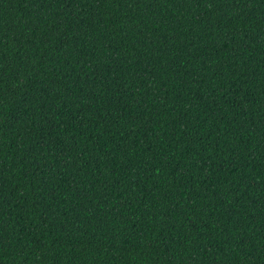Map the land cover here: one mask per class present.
<instances>
[{"label":"trees","instance_id":"obj_1","mask_svg":"<svg viewBox=\"0 0 264 264\" xmlns=\"http://www.w3.org/2000/svg\"><path fill=\"white\" fill-rule=\"evenodd\" d=\"M0 264H264V0H0Z\"/></svg>","mask_w":264,"mask_h":264}]
</instances>
